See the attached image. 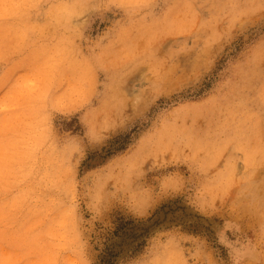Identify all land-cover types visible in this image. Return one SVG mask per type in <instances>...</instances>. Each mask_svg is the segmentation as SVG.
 <instances>
[{
    "label": "rangeland",
    "instance_id": "374dc122",
    "mask_svg": "<svg viewBox=\"0 0 264 264\" xmlns=\"http://www.w3.org/2000/svg\"><path fill=\"white\" fill-rule=\"evenodd\" d=\"M0 264H264V0H0Z\"/></svg>",
    "mask_w": 264,
    "mask_h": 264
}]
</instances>
